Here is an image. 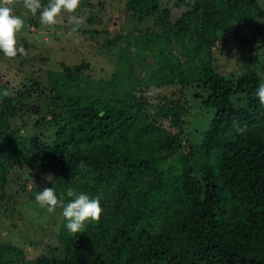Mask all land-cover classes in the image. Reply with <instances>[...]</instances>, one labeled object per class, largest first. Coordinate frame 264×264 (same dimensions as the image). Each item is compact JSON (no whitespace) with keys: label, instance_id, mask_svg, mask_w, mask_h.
<instances>
[{"label":"trees","instance_id":"trees-1","mask_svg":"<svg viewBox=\"0 0 264 264\" xmlns=\"http://www.w3.org/2000/svg\"><path fill=\"white\" fill-rule=\"evenodd\" d=\"M42 1L32 15L26 8V14L17 11L11 0L28 42L34 40L28 27L38 28L48 3ZM156 1L129 4L143 17ZM170 12L157 13L161 30L128 37L121 47L113 80L132 87L126 102L102 108L71 100L61 111L51 109L40 123L49 133L35 137V159L50 173L47 187L58 197L68 187L99 196V219L61 237L60 257L27 259L21 248L0 241V264H264V105L255 96L263 76L233 73L229 83L215 71L211 51L219 32L263 18L264 9L257 0H194L187 14L172 20ZM88 19L95 21L93 15ZM149 55L154 60L141 63L144 76L132 69L119 76L131 58L134 65ZM62 66L61 75H53L57 87L78 81L89 67L84 61ZM39 85L24 84L16 97L41 94ZM182 87L211 116L200 142L186 148L187 109L173 97ZM143 104L157 105V115L178 131L141 113ZM17 107L0 106V188L21 156L10 152L17 136L6 121ZM169 162L175 164L172 174Z\"/></svg>","mask_w":264,"mask_h":264},{"label":"rangeland","instance_id":"rangeland-1","mask_svg":"<svg viewBox=\"0 0 264 264\" xmlns=\"http://www.w3.org/2000/svg\"><path fill=\"white\" fill-rule=\"evenodd\" d=\"M14 1L17 11L26 14L23 0ZM19 1L23 5H20ZM148 1L150 0H137L135 5L138 3L145 5ZM193 1L157 0V7L141 17L137 9L133 8L134 2L129 4L130 0H80L74 13L62 12L51 27L41 23L38 28L29 26L27 30L34 39L30 41L31 43L24 38L22 29L17 34V43L23 47V41L26 39L25 42L30 44V48L25 49L26 54H18L14 58L0 54V90H7V95L0 94V106L4 108L15 104L18 106L15 116L6 121L9 131L17 136V142L10 152L14 154L16 150L18 157L21 155L20 158L14 159V168L6 183L0 188L1 242L21 248L27 259H36L44 255L62 256L60 239L73 233L66 229L61 209L49 213L32 199V192L43 190L50 181L48 179L50 173L35 159V137L37 135L43 137V134L49 133L47 127L43 129L40 123L46 117L50 118L53 107L61 111L60 109L71 100L80 105L84 103L87 106L96 105L102 108L126 102L131 95L132 87L113 80V73L117 69L116 63L121 47L126 44V38L139 37L144 31L161 30V23L157 21L158 12L164 9L169 12L170 9L171 19L175 20L187 14ZM97 2H102L103 5H98ZM257 2L264 9V0ZM92 15L95 21L91 23L88 17ZM73 16L81 19L75 31L71 19ZM94 30L99 31L98 35L93 32ZM62 38L64 40L60 41ZM134 49L130 45L131 54L134 53ZM211 51L215 71L229 83L233 82V73L244 79L251 78L255 73L263 76L264 82V17L246 24H232L228 31L219 32ZM134 57L128 60L131 62ZM153 60L154 57L149 55L137 59V64L132 65L130 62L127 66L124 64L122 67L126 68L119 70L121 74L119 76L131 69L134 74L144 76L145 70L141 63L146 61L150 64ZM82 61L88 62L89 65L83 70L86 75H80L76 82L69 81L57 87L54 82L57 76L53 75H61L62 65L73 66ZM32 80L42 82L43 85H39L42 89L41 94L22 96L20 99L16 97V94H22L24 91L23 85L29 84ZM168 91L166 94L172 96L170 89ZM163 92L155 91L157 94ZM54 93L58 99L54 97ZM192 93L194 94L187 87H182L173 95L187 109L183 118L182 136L185 148L190 142H200L211 119L207 109H201L195 100H188V95ZM157 111L158 107L154 104H145L140 110L144 115L157 119L171 131L177 132L178 128L169 120L158 116ZM174 166V163L167 164L169 173L174 172ZM95 222L85 221V228Z\"/></svg>","mask_w":264,"mask_h":264},{"label":"clouds","instance_id":"clouds-1","mask_svg":"<svg viewBox=\"0 0 264 264\" xmlns=\"http://www.w3.org/2000/svg\"><path fill=\"white\" fill-rule=\"evenodd\" d=\"M79 5V0H48L43 10L39 12V21L42 25L51 27L57 22L62 12L74 13ZM24 7L35 15L41 9V0H24ZM74 23L73 31L79 26L81 19L78 16L71 17ZM24 26L23 19L13 14L11 0H0V54L4 57L14 58L18 54L24 55L25 49L18 46L17 34ZM0 94L7 95V90H0ZM255 96L259 103L264 105V82H258ZM50 180V176L48 177ZM67 202L65 201V198ZM35 202L45 208L49 213L61 208V214L65 220V227L70 233L82 232L85 221H96L99 219L102 208L99 196H90L83 191H76L72 187L65 189L63 196L58 197L56 189L45 187L34 194Z\"/></svg>","mask_w":264,"mask_h":264}]
</instances>
